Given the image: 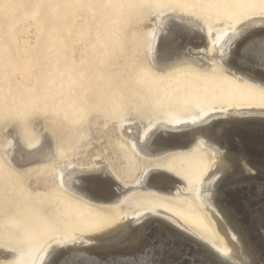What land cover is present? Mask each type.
<instances>
[{"label":"rangeland","instance_id":"374dc122","mask_svg":"<svg viewBox=\"0 0 264 264\" xmlns=\"http://www.w3.org/2000/svg\"><path fill=\"white\" fill-rule=\"evenodd\" d=\"M38 2L61 6L33 7ZM177 2L0 0V248L12 255L0 264H25L55 237L91 234L121 216L149 210L174 213L198 237L215 242L216 231L199 197L211 163L204 149L175 151L161 166L142 165L135 144L120 125L146 118V130L163 120L176 125L221 108H264V88L228 73L215 59L209 66L187 62L167 71L144 56L129 68L122 67L133 19L173 9L157 5ZM186 2L202 5L176 9L200 20L209 41L210 33L220 41L238 23L264 17V0ZM239 3L251 7H231ZM81 24L88 31L81 40L83 50L77 54L74 33ZM153 27L154 23L149 24L148 31ZM93 93L97 97L92 100ZM52 121L64 128L62 133L53 132L58 159L72 155L76 163L82 152L96 150L86 166L95 168L107 157L109 165H116L129 179L126 187L135 188L141 170L156 169L185 184L173 195L132 190L124 197L126 209L122 211L110 204L105 209L70 192L60 179H53L51 164L15 166L10 158L11 132L29 147L38 143ZM113 124L120 133L112 138L95 136ZM99 126L103 127L99 130ZM242 136L235 132L232 139L240 145Z\"/></svg>","mask_w":264,"mask_h":264},{"label":"bare ground","instance_id":"6f19581e","mask_svg":"<svg viewBox=\"0 0 264 264\" xmlns=\"http://www.w3.org/2000/svg\"><path fill=\"white\" fill-rule=\"evenodd\" d=\"M173 17L191 20L201 26L200 20L178 9L133 19L128 37L129 49L122 67L129 68L144 56H148L157 68L167 71L187 62L209 66L215 59L228 73L264 88V68L238 63L233 55L234 49L227 44L228 36L242 23L251 27L240 37L241 40L249 37L255 42L264 40V17H252L238 23L220 41L214 39L215 33H210V41L207 37V42L212 45V50L201 51L198 59L181 51L182 47H189L195 52L196 45L201 43L197 38L185 40L165 54L162 47L164 30L174 23ZM151 23L154 27L150 32L148 26ZM87 31L88 27L81 24L74 33L77 54L83 50L81 40ZM96 97L93 93L90 98ZM147 123L146 118H135L120 124L122 132L135 144L139 164L161 166L175 151L195 147L204 149L210 158L211 163L199 187V197L216 231L215 242L198 237L174 213L149 210L140 215L121 216L108 227L91 234L55 237L25 264H52L54 260L58 264H264V108H221L214 113L191 116L186 122L176 125L163 120L144 130ZM51 124L38 143L29 147L23 144L17 133L10 131L13 137L12 163L22 168L51 164L53 179L57 177L70 192L105 209L107 204L118 206L122 211L126 209L123 200L132 190L142 194L153 189L173 195L180 193L181 186L185 184L166 171L156 169L150 172L141 170L135 188L126 187L129 179L116 165L111 167L107 157L95 168L86 166L96 150L82 152V159L76 163L71 161L72 155L58 159L59 148L53 132L62 133L64 128L57 121ZM102 127L99 126V130ZM103 129L104 132L95 136L111 135L112 138L120 133L115 124ZM201 132L206 134L198 135ZM235 132L243 134L244 140L240 145L232 139ZM210 135H215L220 143L214 144L209 139ZM110 155L111 151L108 152ZM225 157L231 159L232 171L223 193L217 197L214 190L224 178L214 174L225 163ZM138 194L134 196L137 198ZM11 256L0 248V261Z\"/></svg>","mask_w":264,"mask_h":264},{"label":"snow or ice","instance_id":"6c2138e0","mask_svg":"<svg viewBox=\"0 0 264 264\" xmlns=\"http://www.w3.org/2000/svg\"><path fill=\"white\" fill-rule=\"evenodd\" d=\"M60 7L61 5H53L48 4L45 5L44 3H36L33 5V7L39 9L42 7ZM63 6H86V5H63ZM159 7H170L173 9L176 8H195L202 5H198L196 3H188L186 0H178L177 3H169V4H159L157 5ZM231 7L235 8H247L251 7V5L248 4H235L231 5ZM264 7V5H262ZM174 23H171L166 26L164 32H165V39L163 42V50L165 54H167L169 51L174 49L176 46L181 45L183 41H191L193 38H197L201 41L200 44L196 45V51L193 52L191 48L189 47H182L181 51L189 56V57H195L196 59L199 58V53L201 51L207 52L209 48V43L207 42V33H205V30L203 27L199 26V24H194L191 20H185L184 18H176L173 17ZM250 25L247 23H242L241 26L238 29H234L230 36H228L227 33H225L226 36H228V47L231 49H234L233 55L235 60L242 64V65H253V66H259L260 68H264V40H261L259 42L252 41L251 38L243 39L241 40L240 37L244 36L245 33H247L250 29ZM216 39V37H214ZM239 41V42H238ZM206 133L201 132L198 133V135H205ZM218 135V134H215ZM215 135H210L209 139L212 140V142L220 143L219 140L215 138ZM151 139V137H149ZM221 147L224 145L221 143ZM225 163L223 166L218 169V172L214 175H222L223 180L216 186V189L214 190V195L219 197L225 188L226 183L229 181L232 171V162L229 157L224 158ZM241 167H243V163H241ZM52 264H58L57 261H52Z\"/></svg>","mask_w":264,"mask_h":264}]
</instances>
